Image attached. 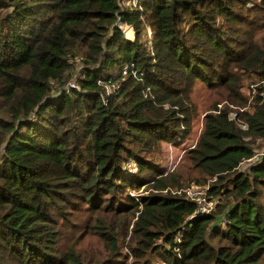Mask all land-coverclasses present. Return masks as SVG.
Returning a JSON list of instances; mask_svg holds the SVG:
<instances>
[{"label":"trees","instance_id":"trees-1","mask_svg":"<svg viewBox=\"0 0 264 264\" xmlns=\"http://www.w3.org/2000/svg\"><path fill=\"white\" fill-rule=\"evenodd\" d=\"M263 78L264 0H0V264H264Z\"/></svg>","mask_w":264,"mask_h":264},{"label":"built area","instance_id":"built-area-1","mask_svg":"<svg viewBox=\"0 0 264 264\" xmlns=\"http://www.w3.org/2000/svg\"><path fill=\"white\" fill-rule=\"evenodd\" d=\"M124 1V0H123ZM128 5L130 6H136L138 3V0H127ZM126 69L123 70V73H126ZM69 86L71 87H77L75 82L70 81ZM264 90V78L258 82L252 83L249 87L250 92V99H252L253 95L258 91ZM237 116L236 112H230L228 115L229 119H235ZM241 128H246V125L240 124ZM257 158V154H255L252 159L255 160ZM178 193H184L185 197L189 199L190 201H193L196 204V211L195 215H201V214H208L214 211L216 200L213 198H209L208 196V186H197L195 184L186 187L183 189V191L178 190Z\"/></svg>","mask_w":264,"mask_h":264},{"label":"rangeland","instance_id":"rangeland-1","mask_svg":"<svg viewBox=\"0 0 264 264\" xmlns=\"http://www.w3.org/2000/svg\"><path fill=\"white\" fill-rule=\"evenodd\" d=\"M123 4H128L127 0H124L123 1ZM127 27V26H122V30L124 32V35L127 37V38H134V33H133V30ZM130 30V31H129ZM132 32V33H131ZM129 34V35H128ZM147 36L150 37V32L147 33ZM246 91V88L245 90ZM247 95H248V91H247ZM201 126V122L199 120V122H197V124L195 125V129L196 131L193 129V132L191 134V137L188 138L186 140V142L190 143L192 142V140H195V138L197 137L198 135V130ZM184 149H183V146H180V145H177L176 147H169L166 149V153H165V165H167V168L169 169H172L174 167H177L179 164H181V162L183 161V156H184ZM256 153L258 154V152L260 151V149H256ZM259 155V154H258ZM250 162H244L241 167L243 168H247V165L249 164ZM213 181V179H209L207 182H206V185L209 186L210 183ZM205 186V185H204ZM132 193L131 194H144L145 192H143V188H140L139 190L137 191H131ZM213 199H215L216 197H212ZM261 201L262 203H264V190L262 191L261 193ZM216 200V199H215ZM216 203H217V200H216ZM124 251L125 253H127L129 255V261L132 260V256L129 254V251L128 249L125 247L124 248Z\"/></svg>","mask_w":264,"mask_h":264},{"label":"bare ground","instance_id":"bare-ground-1","mask_svg":"<svg viewBox=\"0 0 264 264\" xmlns=\"http://www.w3.org/2000/svg\"><path fill=\"white\" fill-rule=\"evenodd\" d=\"M130 30H131V29H130ZM130 30H129V31H130ZM131 33H132V32H131ZM128 35H129V34H128ZM133 37H134V36H133Z\"/></svg>","mask_w":264,"mask_h":264}]
</instances>
